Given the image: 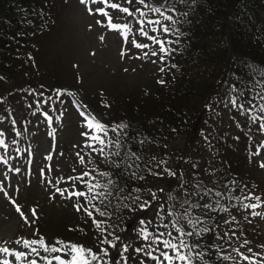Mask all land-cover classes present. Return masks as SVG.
<instances>
[{"label": "trees", "instance_id": "trees-1", "mask_svg": "<svg viewBox=\"0 0 264 264\" xmlns=\"http://www.w3.org/2000/svg\"><path fill=\"white\" fill-rule=\"evenodd\" d=\"M127 1L153 12L164 49L159 74L152 89L98 100L103 143L80 177L79 211L69 221L37 227L32 253L39 264L58 258L72 264L74 257V264H141L147 245L136 243L140 226L129 233V223L156 205L158 220L149 221L144 242L157 240L169 250L166 264H254L255 245L264 241L253 221L264 209V179L254 160L264 139V0ZM68 3L0 0V119L15 131L0 137L10 148L41 108L30 103L37 92L53 104L69 89L54 65L46 74L34 60L55 37ZM22 85L25 98L15 92ZM229 91L244 120L229 137L224 127L209 135L198 157L202 169L187 178L192 192L181 204L177 180L186 177L196 152L194 130L221 109ZM19 112L14 124L10 115ZM176 137L185 139L182 146L172 145ZM164 241L181 245L178 252Z\"/></svg>", "mask_w": 264, "mask_h": 264}, {"label": "rangeland", "instance_id": "rangeland-1", "mask_svg": "<svg viewBox=\"0 0 264 264\" xmlns=\"http://www.w3.org/2000/svg\"><path fill=\"white\" fill-rule=\"evenodd\" d=\"M112 4L119 7L114 9ZM122 8H128L131 15L121 11ZM152 13L127 0H69L55 37L34 59L46 74L49 66L60 70L59 77L69 89L64 91L62 100L53 104L46 102L44 93L37 92L34 102L30 103L33 108H41L25 133L17 134L21 139L14 140L10 148L0 137V249L8 250L0 252V264H32L36 257L30 246L33 238H30L37 227L53 226L76 217L80 177L87 163L96 158L92 153L101 140L99 128L103 118L96 108L98 100L110 92L152 89L159 74L161 58L157 41L160 35L150 17ZM136 44L146 47L137 48ZM25 89L22 85L15 92L25 98L28 96ZM241 113L229 91L221 109L194 130L196 152L191 151L186 177L177 180L179 203L189 200L192 190L187 178L202 169L198 157L205 152L209 135L222 127L227 137L235 133V126L244 120ZM21 115L22 112L10 115L14 124ZM7 129L3 117L0 134L15 133ZM175 140L172 145L178 147L185 142L183 137ZM257 148L256 169L264 179V139L258 141ZM156 207L143 210L129 223V233L136 225L140 226L141 236L136 237V243L147 245L143 247L141 264H166L164 257L169 250L158 245L157 240L149 241V245L144 242L150 231L149 221L158 220ZM253 221L264 239V209ZM151 236L159 239L156 231ZM262 242L254 247L260 254L254 264H264ZM17 254H21L19 258ZM61 261L69 264L63 258L50 264H61ZM36 264L39 263L36 261Z\"/></svg>", "mask_w": 264, "mask_h": 264}, {"label": "snow or ice", "instance_id": "snow-or-ice-1", "mask_svg": "<svg viewBox=\"0 0 264 264\" xmlns=\"http://www.w3.org/2000/svg\"><path fill=\"white\" fill-rule=\"evenodd\" d=\"M141 2H142V0H141ZM111 7L112 8H118L119 7V5L118 4H112L111 5ZM121 11H123V12H125V13H129V10H128V8H122L121 9ZM105 15H107L106 13H105ZM129 15H131V13H129ZM168 19H171V17H169ZM110 23H111V21H110ZM164 31L165 32H167L168 31V29H164ZM146 35V34H145ZM157 43H159V41H157ZM137 48H142V47H146V45H141V44H136L135 45ZM161 51H164V49H163V46H161V49H160ZM154 55L156 54V53H153ZM99 126V125H98ZM93 139H97V137H93ZM0 143H2V141H0ZM100 143H103V141L101 140L100 141ZM262 167H264V165H262ZM76 195L77 196H80V195H83V193H76ZM89 215H91L90 213H89ZM98 227H99V225H98ZM190 234V233H189ZM153 243H155V241H152ZM37 242L35 241V240H33V241H31V244H36ZM163 245H164V247H166V248H171V249H173V250H175L176 249V245H174V244H172L170 241H164L163 242ZM25 246L26 247H28L29 246V242H25ZM41 246H43V242H41ZM113 247H115V245H113ZM46 251H52V252H55V251H57L55 248H46L45 249ZM8 250L5 248V249H0V252H7ZM32 251L33 252H35L36 250L33 248L32 249ZM72 251L73 252H83L84 250L83 249H77L75 246H72ZM123 251H128V249L127 248H124L123 249ZM136 251H142V249H136ZM19 255H21V254H17V258H19ZM105 255H107V252H105ZM163 255V254H162ZM166 260H171V257H168V256H165L164 257ZM75 257L73 258V262H72V264H74V262H75ZM93 259H96V257L95 256H93ZM180 259H184V257H180ZM32 264H36V261H32ZM61 264H65V262L64 261H61Z\"/></svg>", "mask_w": 264, "mask_h": 264}]
</instances>
